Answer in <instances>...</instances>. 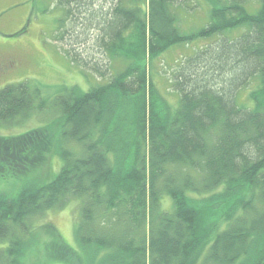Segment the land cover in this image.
I'll use <instances>...</instances> for the list:
<instances>
[{"label":"trees","instance_id":"16d2710c","mask_svg":"<svg viewBox=\"0 0 264 264\" xmlns=\"http://www.w3.org/2000/svg\"><path fill=\"white\" fill-rule=\"evenodd\" d=\"M97 1L57 0L56 40L104 82L51 98L29 80L0 89V124L46 111L62 120L49 138L44 127L0 138L6 165L50 151L62 160L51 180L0 195V264H26L35 220L70 200L81 253L41 226L57 238L46 244L56 262L264 264V0L253 11L206 0L209 21L189 33L177 15L188 0ZM198 40L171 72L173 105L148 66Z\"/></svg>","mask_w":264,"mask_h":264},{"label":"rangeland","instance_id":"374dc122","mask_svg":"<svg viewBox=\"0 0 264 264\" xmlns=\"http://www.w3.org/2000/svg\"><path fill=\"white\" fill-rule=\"evenodd\" d=\"M257 1L249 0L246 4L248 10L253 11L258 6ZM101 2L103 0L96 3ZM183 3L177 9L178 27L182 32L195 31L209 21L210 5L206 0H188ZM61 15L62 9L57 0H0V62H17L0 74V89L7 84L29 80L40 83L42 94L51 98L63 86H77L86 91L105 81L75 65L65 55L62 45L56 40L57 21ZM205 43V40H198L174 46L149 64L153 83L171 104L176 105L179 97L170 83L172 70L185 55L192 54ZM121 67L122 62H115L113 68ZM248 94V89L241 90L238 101L250 105ZM36 113L13 124H0V138L18 137L40 127L46 129L47 138L53 136L62 120L53 111ZM31 160L36 162L32 163ZM22 161H12L7 165L0 162V195L16 196L27 183H45L58 173L62 165L61 158L51 151L41 152L38 158L29 157L28 160L25 157ZM78 214L79 201L70 200L63 207L48 210L37 218L34 225L40 240L25 256L26 264H63L48 257L46 244L50 241L55 243L57 238L45 232L43 228L46 227L42 228V225L48 224L55 234L60 235L58 238L61 241L81 253L74 235ZM5 245L6 242L0 243V247Z\"/></svg>","mask_w":264,"mask_h":264},{"label":"flooded vegetation","instance_id":"af4514ba","mask_svg":"<svg viewBox=\"0 0 264 264\" xmlns=\"http://www.w3.org/2000/svg\"><path fill=\"white\" fill-rule=\"evenodd\" d=\"M15 61L11 60H5L3 62H0V74H2L5 70H8L11 66H13Z\"/></svg>","mask_w":264,"mask_h":264}]
</instances>
